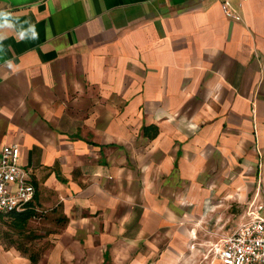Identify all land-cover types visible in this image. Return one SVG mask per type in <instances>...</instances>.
<instances>
[{"label":"crops","instance_id":"0c3cea01","mask_svg":"<svg viewBox=\"0 0 264 264\" xmlns=\"http://www.w3.org/2000/svg\"><path fill=\"white\" fill-rule=\"evenodd\" d=\"M12 143L49 248L0 264H223L264 206V0H0Z\"/></svg>","mask_w":264,"mask_h":264},{"label":"built area","instance_id":"2783aa9c","mask_svg":"<svg viewBox=\"0 0 264 264\" xmlns=\"http://www.w3.org/2000/svg\"><path fill=\"white\" fill-rule=\"evenodd\" d=\"M247 1V0H246ZM224 12L237 19L228 3ZM21 148L17 143L6 145L0 156V215L21 214L34 209L36 187L27 171L20 166ZM223 264H264V206L252 212V217L217 249Z\"/></svg>","mask_w":264,"mask_h":264},{"label":"rangeland","instance_id":"374dc122","mask_svg":"<svg viewBox=\"0 0 264 264\" xmlns=\"http://www.w3.org/2000/svg\"><path fill=\"white\" fill-rule=\"evenodd\" d=\"M12 219L10 217H0V231H4V236L8 237L10 239V242L18 241L20 244L18 246H22L26 250L28 254L41 256L48 248L45 244H42L41 246H34L30 243V237L36 235V231H34V225L32 226V223H29L27 225V228L25 230V234L23 236L18 235L15 233L12 228ZM38 225H36L37 227ZM35 227V228H36ZM38 230V229H37ZM37 236V235H36ZM21 237V238H20ZM30 243V244H29ZM43 256V255H42Z\"/></svg>","mask_w":264,"mask_h":264},{"label":"trees","instance_id":"16d2710c","mask_svg":"<svg viewBox=\"0 0 264 264\" xmlns=\"http://www.w3.org/2000/svg\"><path fill=\"white\" fill-rule=\"evenodd\" d=\"M34 215H35L34 213L27 211L21 214H11V215H6V216L12 219V224L14 228L25 229L28 225L29 220Z\"/></svg>","mask_w":264,"mask_h":264}]
</instances>
